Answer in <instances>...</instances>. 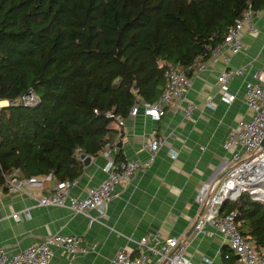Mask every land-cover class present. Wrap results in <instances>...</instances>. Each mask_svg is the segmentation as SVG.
Masks as SVG:
<instances>
[{"label":"trees","instance_id":"trees-1","mask_svg":"<svg viewBox=\"0 0 264 264\" xmlns=\"http://www.w3.org/2000/svg\"><path fill=\"white\" fill-rule=\"evenodd\" d=\"M249 6L262 10L264 0H0V98L39 96L0 107V187L11 177L78 178L81 154L120 135L106 113L127 117L156 100L167 64L191 76ZM232 208L264 255V200L246 191L220 212Z\"/></svg>","mask_w":264,"mask_h":264},{"label":"crops","instance_id":"crops-1","mask_svg":"<svg viewBox=\"0 0 264 264\" xmlns=\"http://www.w3.org/2000/svg\"><path fill=\"white\" fill-rule=\"evenodd\" d=\"M254 20L257 29L246 26L244 30L247 48L231 53L224 47L222 54H211L191 75L188 92L179 101L166 104L160 118L146 114L139 101L137 113L124 117L120 128L112 121L120 135L89 156L71 188L73 195L83 196L89 187L99 184L106 176L104 165L118 153L143 162L149 155L145 143L150 135L154 133L163 142L149 166L138 168L128 180L116 184L105 209L92 208L83 214L68 206L37 205L36 198L56 184L52 175L37 177L40 184L23 182L7 190L0 187V245L14 253L52 232L75 233L84 242H97V252L70 259L56 248L50 264H105L118 248L125 246L134 252L135 239L159 232L184 237L188 241L186 256L196 264H231L223 256L234 253L227 242L217 233L195 235L192 225L201 208L195 200L198 187L217 179L226 168L230 152L223 147V140L240 118L253 115L246 103L245 84L264 70V9L257 11ZM224 67L245 68L229 82V89L237 95L231 103L220 99L216 83ZM188 102L195 107L185 116L183 107ZM14 213L19 217L14 218Z\"/></svg>","mask_w":264,"mask_h":264},{"label":"built area","instance_id":"built-area-1","mask_svg":"<svg viewBox=\"0 0 264 264\" xmlns=\"http://www.w3.org/2000/svg\"><path fill=\"white\" fill-rule=\"evenodd\" d=\"M256 13L257 10L249 6L242 17L228 28L223 41L213 48L212 54H222L224 47L231 53L245 50L247 45L243 39L244 30L246 26L252 31L257 29L254 22ZM223 59L227 62L228 55L224 54ZM203 66L204 64L201 63L196 69H201ZM244 70V67H224L218 73L216 83L219 97L223 102L231 103L237 97L229 89V82L233 76L244 73ZM163 75L164 87L159 97L154 101L141 102L144 112L156 119L164 114L166 104L179 101L192 85L191 76L175 64H167ZM254 76V80H248L245 84L246 103L252 109L253 115L250 118H240L230 128L223 140V147L230 152L223 174L216 183V179L202 182L195 195L197 204L203 209L194 219L193 233L219 234L238 255L237 260L231 264H264V255L240 230L235 220L238 210L232 208L227 212H220L225 200H237L246 191L254 198L264 200V197L259 195V191L252 190L251 184L248 183L255 174L253 167H264V70L257 71ZM38 100L37 92L30 88L14 99L0 98V107L7 104L33 105ZM138 105V103L132 105L129 114H136ZM194 107V103L188 102L183 107L184 115L190 116ZM106 114L118 128L124 124L123 116L113 111H108ZM162 142V138L154 133L150 135L145 143L149 155L143 162L125 158L108 160L103 167L106 171L105 178L99 184L89 187L83 196L71 193V188L78 182V178L60 180L51 190L39 195L36 204L68 206L73 212L83 214H89L92 208L103 210L114 196L116 184L128 180L138 168L149 166ZM261 181L263 182L261 185H264V176ZM7 182L11 187H20L23 182L40 184L37 177L24 179L11 177ZM12 216L19 217L17 213ZM134 242V252L125 246L120 247L105 264H196L186 256L188 241L180 235L162 236L156 232L142 235ZM97 247V242H84L78 234L52 232L14 253H9L5 245H0V264H50L56 248L62 249L71 259L78 254L95 253ZM204 260L209 261L208 258Z\"/></svg>","mask_w":264,"mask_h":264},{"label":"bare ground","instance_id":"bare-ground-1","mask_svg":"<svg viewBox=\"0 0 264 264\" xmlns=\"http://www.w3.org/2000/svg\"><path fill=\"white\" fill-rule=\"evenodd\" d=\"M253 169L255 170V174L252 176L251 180L248 182L250 185V188L254 191H259V195L264 197V185L261 181V178L264 176V167H258L254 166Z\"/></svg>","mask_w":264,"mask_h":264},{"label":"water","instance_id":"water-1","mask_svg":"<svg viewBox=\"0 0 264 264\" xmlns=\"http://www.w3.org/2000/svg\"><path fill=\"white\" fill-rule=\"evenodd\" d=\"M134 88H136V84H134ZM119 144H120V143H119ZM119 144H118V145H119ZM263 145H264V140H263ZM81 156L84 157L85 154L82 153ZM89 160H90L89 156H86V157H85V161H84V163H88ZM219 178H220V176L215 180V183L219 180ZM202 209H203V207L200 208L199 213L202 212ZM237 256H238V255H237Z\"/></svg>","mask_w":264,"mask_h":264}]
</instances>
